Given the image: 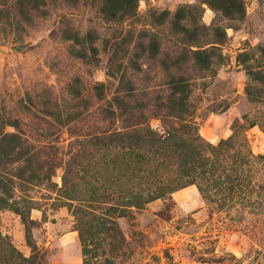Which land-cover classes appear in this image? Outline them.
<instances>
[{
  "label": "rangeland",
  "instance_id": "obj_1",
  "mask_svg": "<svg viewBox=\"0 0 264 264\" xmlns=\"http://www.w3.org/2000/svg\"><path fill=\"white\" fill-rule=\"evenodd\" d=\"M236 124L242 194L201 195ZM23 259L264 264V0H0V264Z\"/></svg>",
  "mask_w": 264,
  "mask_h": 264
},
{
  "label": "trees",
  "instance_id": "obj_2",
  "mask_svg": "<svg viewBox=\"0 0 264 264\" xmlns=\"http://www.w3.org/2000/svg\"><path fill=\"white\" fill-rule=\"evenodd\" d=\"M25 49L26 47H18L16 51ZM237 128L238 125H234V134L226 141L220 142L216 148L207 149L209 170L205 174L202 172L201 177L195 176L189 184L196 185L201 195L205 194L206 191L213 190L217 191L218 194L227 191L231 194H242L246 173L244 168H248L250 161L255 158L249 150L245 136L241 134L239 137L236 134ZM195 136V138H187L186 140L198 147L197 142H200L201 139L198 137L197 131H195ZM235 144L239 148L238 150L233 148ZM186 177L191 178V176ZM230 177H233V180L229 184L227 181H222V179L229 180ZM28 262L26 259L22 260V264Z\"/></svg>",
  "mask_w": 264,
  "mask_h": 264
}]
</instances>
